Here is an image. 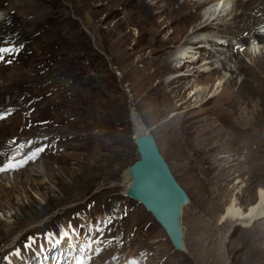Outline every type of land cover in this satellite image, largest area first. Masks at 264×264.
I'll return each instance as SVG.
<instances>
[{
    "label": "rangeland",
    "instance_id": "1",
    "mask_svg": "<svg viewBox=\"0 0 264 264\" xmlns=\"http://www.w3.org/2000/svg\"><path fill=\"white\" fill-rule=\"evenodd\" d=\"M133 2L0 0V48L13 49L0 60V111L7 112L0 117V140L13 147L0 154V264H264V216L246 226L219 224L233 198L247 210L264 188V142L252 141L247 153L225 132L220 140H202L206 125L192 117L211 105H182L189 91L173 95L164 86L172 75L159 77V64L147 59L155 28L136 23L141 14ZM205 7L188 29L160 32L174 38L170 57L190 41ZM153 16L173 18L156 9ZM243 33L222 35L234 40L236 57L251 67L252 57L243 54L258 41L251 34L240 40ZM136 121L155 137L189 196L181 218L188 252L175 250L152 214L125 195L127 170L140 159ZM9 163L18 168L7 170ZM204 195L214 197L212 205Z\"/></svg>",
    "mask_w": 264,
    "mask_h": 264
},
{
    "label": "bare ground",
    "instance_id": "2",
    "mask_svg": "<svg viewBox=\"0 0 264 264\" xmlns=\"http://www.w3.org/2000/svg\"><path fill=\"white\" fill-rule=\"evenodd\" d=\"M151 1L152 4L150 5L152 8L149 6L147 0H136L135 3L133 2V8L135 7L134 9L139 12V16L141 14L136 23L145 28L149 26L155 28L153 29L154 31H151L150 33L148 32L149 38L147 41L145 40L146 47L149 49V56L147 59L150 62L152 61L159 64V67L157 68L159 77L160 74L172 75L166 82H163V84L165 87H171L173 95H176L177 92L178 94L183 95L185 92L189 91L185 100L182 101V105L193 103L194 109L211 105L210 110L205 112L203 111V113L200 111L192 117V119H195V123L197 125L202 123L206 125L205 128L202 126L204 129H201L203 131L201 134L198 133V135L200 134L202 137L205 135L202 140L209 142L215 137L218 139L219 134L225 132V134H229L231 138L230 142H235L236 140L240 141V144L244 147L247 153L250 151L252 141L262 144L264 142V0H206L203 3L197 2L193 5L189 2V0H183V2H179V0ZM231 1L232 7L229 8V11L228 5ZM215 3L216 5L214 6L213 4ZM202 6L209 7L207 13L201 17L202 23L193 28L191 34L189 35L190 41L186 40L184 46L179 49L174 56L170 57V42H172L174 38L171 37L172 34L162 37L160 32H163L167 27L169 28L174 25H178V29H176L178 32L188 29L186 27L192 24L193 20L197 17H200V15L196 14L195 11ZM155 9L158 13H168V16H173V18L169 19L167 22L156 20L153 16V11ZM236 10L241 11L240 13L238 12L233 14ZM192 11L194 12V15L188 13ZM228 16L233 17V22L231 24H226L224 22V19ZM131 17L132 16H130V18ZM151 27L149 28L152 30ZM241 31H244L243 35H241ZM227 33H241L239 34L241 37L238 38L242 41H246V34H251L256 37L258 45L253 49L247 46L248 48H245V52L243 54L245 57H252L251 62H253V66L248 67L245 64V60H243L244 58L238 59L239 57H236L237 53L234 52V40L225 39L223 36ZM237 44L239 43L237 42ZM193 50H195V52H193ZM198 54L200 56L204 55L205 59L199 60L200 58L198 57ZM140 57L141 59H144L145 54ZM202 62L203 64L199 66ZM175 63H177V65H175ZM244 72L249 73L250 77L252 76L255 80H259H256L257 85H254L255 82L248 81L249 78H242ZM140 74L142 73L140 72ZM243 98L254 100L255 105L251 106L248 102L245 104ZM6 113V110L0 111V117H5ZM203 115H206V117L197 120V117H201ZM177 116V114H174L172 118ZM136 125L139 132H145L141 122L136 121ZM259 128H262L263 132L259 131ZM220 139L221 138H219V140ZM12 148L13 147H4L3 139L0 140V154L5 152L10 153L8 151H11ZM225 148L223 147L222 150H225ZM219 149L221 148L219 147ZM23 155L24 153L21 152L19 159ZM0 167L5 169L1 160ZM22 172L24 171H20L19 173ZM10 189L14 190V186H11ZM212 199H210L207 195L203 198V201L205 203L207 201V203L212 205ZM261 216H264V188H260L258 190L256 201L251 204L247 210H243L239 207L236 199L233 198L231 204L222 214L219 224L223 225L237 222L239 225L246 226L256 219H259ZM185 252H188L186 248ZM222 263L224 262L222 261Z\"/></svg>",
    "mask_w": 264,
    "mask_h": 264
},
{
    "label": "water",
    "instance_id": "3",
    "mask_svg": "<svg viewBox=\"0 0 264 264\" xmlns=\"http://www.w3.org/2000/svg\"><path fill=\"white\" fill-rule=\"evenodd\" d=\"M135 126L140 159L127 170L130 185L125 195L144 206L165 230L175 250L183 253L185 236L181 218L189 196L161 155L155 137L149 132H139Z\"/></svg>",
    "mask_w": 264,
    "mask_h": 264
},
{
    "label": "snow or ice",
    "instance_id": "4",
    "mask_svg": "<svg viewBox=\"0 0 264 264\" xmlns=\"http://www.w3.org/2000/svg\"><path fill=\"white\" fill-rule=\"evenodd\" d=\"M13 53V49L12 48H0V60L3 59L5 54H11ZM43 149H41L42 151ZM18 168L17 164L14 163H9L7 164V170H16ZM5 170L3 167H0V171ZM251 214V213H249Z\"/></svg>",
    "mask_w": 264,
    "mask_h": 264
},
{
    "label": "trees",
    "instance_id": "5",
    "mask_svg": "<svg viewBox=\"0 0 264 264\" xmlns=\"http://www.w3.org/2000/svg\"><path fill=\"white\" fill-rule=\"evenodd\" d=\"M52 53H53L52 51H51V52L48 51L47 54L49 55V57H52V56H53ZM54 54H55V55H54V57H55V56L57 55L56 50H55ZM58 55H59V54H58ZM56 57H57V56H56ZM51 60H52V59H51ZM51 60H50V61H51ZM69 79H70V78H69ZM135 162H136V161H135ZM135 162H132V164L135 163Z\"/></svg>",
    "mask_w": 264,
    "mask_h": 264
}]
</instances>
